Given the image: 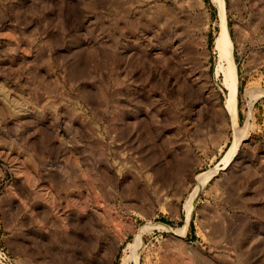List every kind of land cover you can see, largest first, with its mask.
<instances>
[{"label": "rangeland", "instance_id": "obj_1", "mask_svg": "<svg viewBox=\"0 0 264 264\" xmlns=\"http://www.w3.org/2000/svg\"><path fill=\"white\" fill-rule=\"evenodd\" d=\"M224 2L236 123L217 0H0V264H264V0Z\"/></svg>", "mask_w": 264, "mask_h": 264}, {"label": "bare ground", "instance_id": "obj_2", "mask_svg": "<svg viewBox=\"0 0 264 264\" xmlns=\"http://www.w3.org/2000/svg\"><path fill=\"white\" fill-rule=\"evenodd\" d=\"M219 11H220V23H219V32L215 39V48L219 54L220 62H225V65H219L218 69L222 70V73L224 74V82L228 89V98L225 103L226 109L231 114L234 123H236V95H237V77H236V70H235V63L233 59V43L231 40L230 32L228 30V26L225 19V2L224 0H217ZM216 171L210 172L206 175L199 176L197 179L196 188H194V191L189 196L187 200V204L190 205L197 195L200 188L205 185V183L209 180L210 177L215 173ZM188 208V207H187ZM138 241L141 240V234L137 236ZM137 241V240H136ZM139 242H137L139 244ZM141 244V243H140ZM131 245V244H130ZM135 248L137 249V245ZM131 247V246H130ZM134 248V247H133ZM132 251V249H130ZM130 251V252H131ZM133 254V252H132ZM135 257V256H134ZM127 259H124L123 264H128ZM122 264V263H121Z\"/></svg>", "mask_w": 264, "mask_h": 264}]
</instances>
